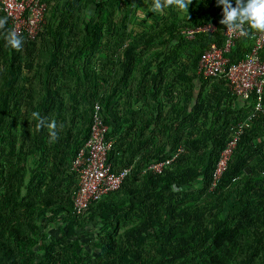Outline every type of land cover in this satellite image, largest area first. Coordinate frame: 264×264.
I'll list each match as a JSON object with an SVG mask.
<instances>
[{"label":"trees","instance_id":"obj_1","mask_svg":"<svg viewBox=\"0 0 264 264\" xmlns=\"http://www.w3.org/2000/svg\"><path fill=\"white\" fill-rule=\"evenodd\" d=\"M43 1L35 39L22 35L20 51L0 39V264H264V87L255 110L224 76L197 73L212 44L225 46L215 0H192L188 14L152 12V0ZM204 25L214 29L183 33ZM258 33L234 40L227 66ZM95 102L107 160L130 171L77 215L71 162ZM32 112L64 125L55 142ZM248 116L212 186L232 126Z\"/></svg>","mask_w":264,"mask_h":264},{"label":"built area","instance_id":"obj_2","mask_svg":"<svg viewBox=\"0 0 264 264\" xmlns=\"http://www.w3.org/2000/svg\"><path fill=\"white\" fill-rule=\"evenodd\" d=\"M0 11L7 17L10 29L17 31L28 39H35L46 22L47 4L43 0H0ZM212 25L187 28L183 33L191 38L197 31H212ZM225 36L224 48L212 44L200 57L197 73L204 78L224 76L228 86L237 100L244 102L251 97L257 98L255 110L259 109V101L264 87V32L254 37L251 50L237 63L227 66V58L223 55L234 40L241 35L233 34L223 29ZM249 126V119L236 122L231 128V138L221 150L212 172V186L217 183L226 170L232 152L242 136L244 129ZM107 125L104 124L101 108L98 102L93 104L89 136L83 146L76 152L71 171L77 174V189L72 197L75 214H82L90 204L100 200L111 191L116 190L130 167L113 170L107 160L111 142L106 140ZM171 159L154 162L149 169L159 173Z\"/></svg>","mask_w":264,"mask_h":264},{"label":"clouds","instance_id":"obj_3","mask_svg":"<svg viewBox=\"0 0 264 264\" xmlns=\"http://www.w3.org/2000/svg\"><path fill=\"white\" fill-rule=\"evenodd\" d=\"M215 2L221 8L219 23L226 26L231 33L246 36L249 29L264 32V0H215ZM191 3L192 0H152L150 11L162 13L165 8L175 6L188 14ZM6 25L7 17L0 18V39L5 42V47L20 51L23 47L22 35L8 29ZM31 117L36 121L37 131L42 128L48 130L50 142H55L59 138L58 129L62 130L63 124L58 125L55 119L48 120L39 112H32Z\"/></svg>","mask_w":264,"mask_h":264},{"label":"rangeland","instance_id":"obj_4","mask_svg":"<svg viewBox=\"0 0 264 264\" xmlns=\"http://www.w3.org/2000/svg\"><path fill=\"white\" fill-rule=\"evenodd\" d=\"M141 5L143 6V3H141ZM92 12H93V10L90 9V10H89V14H92ZM137 14H138V16H140V17L144 15L143 11H138ZM245 119H249V124H250V117L248 116V117H246ZM84 237H85V236H83V239H84ZM86 237H87V236H86ZM86 237H85V238H86Z\"/></svg>","mask_w":264,"mask_h":264}]
</instances>
